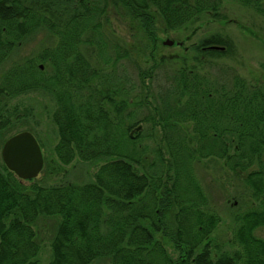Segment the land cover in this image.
Instances as JSON below:
<instances>
[{
    "label": "trees",
    "instance_id": "1",
    "mask_svg": "<svg viewBox=\"0 0 264 264\" xmlns=\"http://www.w3.org/2000/svg\"><path fill=\"white\" fill-rule=\"evenodd\" d=\"M110 1L123 5L153 41L156 16L170 30L203 15L224 17V0ZM235 1L264 15V0ZM108 2L23 0L15 3L22 7L20 18L13 5L0 19L6 29L1 45L18 44L40 28L55 38L36 56L12 63L0 82V151L1 128L18 108H10L9 98L42 91L51 99L47 114L57 140L41 172L58 173L74 160L97 164L91 180L44 184L18 178L0 152V264H41L37 223L55 216L48 264L101 258L110 264H264V237L255 234L264 226V81L252 83L230 66L219 75L207 71L209 58L233 49L218 34L193 46L191 65L182 59L167 69L161 57L149 69L135 66L133 80L120 63L129 51L106 42L101 19ZM93 57L97 64L89 61ZM23 112L26 118L33 110L25 106ZM141 122L161 128L153 159L144 142L152 131L143 134ZM206 158L223 159L257 201L234 214L229 251L212 237L220 217L207 205L194 170ZM163 239L179 256L168 254Z\"/></svg>",
    "mask_w": 264,
    "mask_h": 264
},
{
    "label": "rangeland",
    "instance_id": "2",
    "mask_svg": "<svg viewBox=\"0 0 264 264\" xmlns=\"http://www.w3.org/2000/svg\"><path fill=\"white\" fill-rule=\"evenodd\" d=\"M108 1L106 11L101 19L106 42L118 41L121 49L129 51L130 57L122 59L120 63L124 64L125 71L133 80L137 74L135 66L139 65L141 69H149L158 63L161 57L167 59L164 63L166 68L178 67L181 65L182 59L191 65L194 62L193 57L196 55L193 46L203 38L218 34L229 39L233 49L226 55L209 58L211 62L208 63L207 71L213 75H219L221 74L219 69L230 66L252 83L264 81V15L252 8L241 5L238 1L224 0L220 10L223 18L203 15L197 21L176 30L166 29L161 19L156 16L152 27L153 41L143 30L140 21L133 19L123 5L112 4L110 0ZM54 39L53 35L44 28L37 29L18 42L7 55L2 70L7 71L14 62L36 56L42 48L52 46ZM165 40H173L174 44L163 45L162 42ZM82 50L85 51L87 57L90 55L88 54L90 48L84 46ZM108 52L111 51L107 50ZM172 56L178 58L169 60ZM89 61L97 64L94 57L89 58ZM42 70L50 71L48 64H44ZM163 76L161 73L157 78L159 85L164 84ZM151 88L152 92H155L154 85H151ZM149 100L151 104L154 103L151 97ZM8 103L10 108L14 105L18 108L15 112L16 116H11V125L1 138L28 130L39 142L44 160L46 157L51 160L54 157L52 150L57 136L55 126L49 121L47 114L48 108L52 104L50 97L42 91H37L11 97ZM25 106L33 110L31 116L26 118L22 116ZM143 113H146L145 109H143ZM140 127L143 134L147 130L152 131L153 138L145 139L144 142L147 145L150 159H153L152 150L159 143L161 128L159 125L153 126L152 123L146 122H141ZM96 168L95 162L74 160L70 164L62 166L63 170L58 173H50V170H46L40 172L36 178L44 184L59 180L83 182L92 179ZM194 170L206 193L207 205L214 209L220 217L212 237L215 243L220 245L221 250L229 251L232 249L230 241L234 214L256 206L257 201L252 197L251 191L242 183L241 178L224 165L223 159H202L195 163ZM58 218L57 216L42 217L37 223L41 244L38 258L41 264H48L51 252L49 244L57 228ZM255 234L264 237V226L256 229ZM163 241L170 256H179V251L171 242L167 239H163ZM217 250L219 252V249ZM92 264H110V262L107 258H101Z\"/></svg>",
    "mask_w": 264,
    "mask_h": 264
},
{
    "label": "water",
    "instance_id": "3",
    "mask_svg": "<svg viewBox=\"0 0 264 264\" xmlns=\"http://www.w3.org/2000/svg\"><path fill=\"white\" fill-rule=\"evenodd\" d=\"M163 45L174 44L173 40H165ZM209 49H224L221 46H209ZM1 157L5 166L18 178L30 180L36 178L43 168V154L35 136L27 130L20 131L2 145Z\"/></svg>",
    "mask_w": 264,
    "mask_h": 264
},
{
    "label": "flooded vegetation",
    "instance_id": "4",
    "mask_svg": "<svg viewBox=\"0 0 264 264\" xmlns=\"http://www.w3.org/2000/svg\"><path fill=\"white\" fill-rule=\"evenodd\" d=\"M23 0H0V19H3L4 17H6V10L7 8H11L13 5H16L15 3H19V2H22ZM30 0H24V2H29ZM231 1H235V0H231ZM255 1H258V2H262L263 0H255ZM17 7V10L14 11L15 14L13 15L14 17L16 18H20L21 17V8H19V5H16ZM10 16V15H9ZM4 32H6V29L4 27L0 28V35L4 34ZM17 44H10L8 45H1L0 44V50H8V54L15 48ZM6 52L0 54V82H3V80H5V75H6V70H2V68L4 67V61L7 57ZM39 64V63H38ZM40 67L42 68L43 64H39ZM1 96V95H0ZM11 125V123L7 126V128ZM7 128H1V130L3 131L2 135L4 136V133L6 131ZM15 133L9 135L8 137H5L3 138V143L4 141L9 138L10 136L14 135Z\"/></svg>",
    "mask_w": 264,
    "mask_h": 264
}]
</instances>
